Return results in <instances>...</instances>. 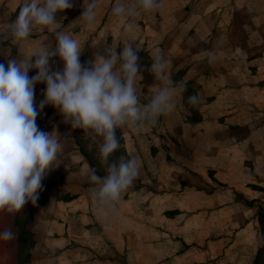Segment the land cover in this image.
<instances>
[{"label": "rangeland", "instance_id": "rangeland-1", "mask_svg": "<svg viewBox=\"0 0 264 264\" xmlns=\"http://www.w3.org/2000/svg\"><path fill=\"white\" fill-rule=\"evenodd\" d=\"M263 24L264 0H0V89L57 117L37 136L0 110V264H22L21 224L25 264H251L264 203L235 193L264 123V42L248 37ZM130 46L160 58L159 80L119 61ZM83 52L84 94L54 107Z\"/></svg>", "mask_w": 264, "mask_h": 264}, {"label": "trees", "instance_id": "trees-1", "mask_svg": "<svg viewBox=\"0 0 264 264\" xmlns=\"http://www.w3.org/2000/svg\"><path fill=\"white\" fill-rule=\"evenodd\" d=\"M75 59H76L75 61L76 71H75V78L72 83V86L69 89L62 92L58 96V98L54 101V107L55 106L59 107L66 103L73 102L74 100H77L80 97H82V93L84 94V91L82 90L81 86L87 76L88 54L87 52H83L79 55H76ZM119 61L122 63H129V62L137 63L138 64L137 70L143 73V76L141 78L142 82L159 80V76H160L159 68H160L161 60L160 58L153 60L151 58L149 51L147 50L138 49L135 46L133 47L130 46L127 49L125 55H121L119 57ZM118 83H121V80L115 79V78L109 79L106 82H104V86L107 87V86H111V85L118 84ZM211 99H212V96H209L207 98V100H211ZM184 106L190 109L191 111L195 109L194 105L189 104L186 101H184ZM133 120L135 121L136 118H133ZM195 120L197 121L198 119H195ZM81 150H82V153L86 157L89 158L87 152L83 149ZM94 173L101 179L102 183L106 185L108 188L115 190L119 186L118 184H115V185L109 184V182L103 176L102 172L99 171L95 166H94ZM120 175H122L121 176L122 178L133 177L132 174H131V177L129 176V174L121 173ZM211 176H212V179H214L212 174ZM249 186H251L252 188L264 190V186H260L258 184L250 183ZM235 197L236 199L245 200V203L248 206L254 202L253 199H245L242 193L240 192H236ZM176 211L178 210H169V212L167 213L172 214V213H175ZM256 219H257L258 226H259L261 243L260 245H258L256 249V252L252 259L251 264H264V208L260 206L258 207L256 211ZM15 222L18 224L21 221H19V219L16 218ZM17 227H18L17 228V240L19 242L18 259L22 261V264H25L30 259V255H31L29 247L31 246V242L33 240L32 231L27 228H24L23 224L18 225Z\"/></svg>", "mask_w": 264, "mask_h": 264}, {"label": "crops", "instance_id": "crops-1", "mask_svg": "<svg viewBox=\"0 0 264 264\" xmlns=\"http://www.w3.org/2000/svg\"><path fill=\"white\" fill-rule=\"evenodd\" d=\"M215 6V11H231V3H225L216 5L213 4V7ZM234 6H232V9ZM229 20V18L226 20V24L224 23L222 19L220 20H214L210 25L212 27L216 26H235L237 25L236 21ZM235 24V25H234ZM258 32L259 37H255L254 42L261 43L264 42V24L259 26L258 31H253L248 34V37L251 39H254V33ZM233 35V34H232ZM75 57V55H74ZM242 143L245 147L244 150V156L242 158V163L244 168H247V170L244 169V174L247 177L245 189L242 190V195L246 197V199H253L254 197H258L259 203H264V190L252 188L249 186L250 183L258 184L260 186H264V123L262 125H258L256 129H250V131L245 132V136L242 139ZM253 171V173H252ZM254 178V179H252ZM248 184V185H247ZM246 192L250 193V196L246 194ZM255 201V200H254ZM253 204V203H252ZM251 204V205H252ZM249 205V206H251ZM247 205V207H249ZM252 221L255 223L257 219H252ZM258 246L251 247L250 253L248 254L250 258H253L254 253L256 252Z\"/></svg>", "mask_w": 264, "mask_h": 264}, {"label": "built area", "instance_id": "built-area-1", "mask_svg": "<svg viewBox=\"0 0 264 264\" xmlns=\"http://www.w3.org/2000/svg\"><path fill=\"white\" fill-rule=\"evenodd\" d=\"M0 110L27 125L37 136L46 135L57 119L56 114L44 106L40 95H20L9 89H0Z\"/></svg>", "mask_w": 264, "mask_h": 264}]
</instances>
